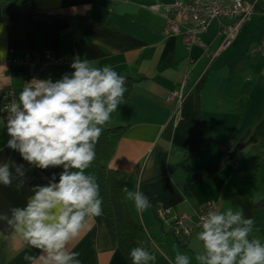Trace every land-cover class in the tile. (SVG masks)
<instances>
[{
    "label": "crops",
    "instance_id": "obj_1",
    "mask_svg": "<svg viewBox=\"0 0 264 264\" xmlns=\"http://www.w3.org/2000/svg\"><path fill=\"white\" fill-rule=\"evenodd\" d=\"M33 1L35 14L0 8V52L6 53L0 59V97L4 89L20 86L24 77L22 70L8 71L5 63L25 55L50 54L69 61L78 57L96 67L110 65L126 77L132 85L129 101L111 114L103 130L127 128L108 165L123 181L126 209L129 205L135 211L125 199L128 191H142L151 203L143 214L127 209L141 227L138 244L153 255L158 252L159 264L174 261L177 252L196 264L195 254L203 251L197 233L180 244L169 232H158L154 212L160 206L171 218L185 216L193 224L199 207L208 202L221 212L242 208L245 218L255 220L250 238L264 242V212L254 207L264 195L247 191L264 163L252 170V161H245L253 157L250 139L256 135L259 140V130H264V58L250 54L264 36V17L251 16L232 44L208 61L199 48L188 51L181 35L164 33V9L188 0ZM200 39L215 53L217 25L212 23ZM70 64L51 66L39 79L55 81L72 71ZM187 73L190 80L181 90ZM178 94L183 102L177 120ZM170 95L175 96L168 100ZM7 139L0 132V162H21L18 153L4 147ZM240 145L244 147L238 149ZM245 150L249 152L242 159L225 162V153L233 158ZM52 171L60 169L30 171L33 179L21 191L15 182L12 187L0 185V211L25 206L32 185L46 183L44 177ZM209 171L213 173L206 175ZM86 173L94 175L91 166ZM71 247L80 253L82 264H129L102 216L90 220ZM24 251L23 242L0 222V264H27Z\"/></svg>",
    "mask_w": 264,
    "mask_h": 264
},
{
    "label": "clouds",
    "instance_id": "obj_2",
    "mask_svg": "<svg viewBox=\"0 0 264 264\" xmlns=\"http://www.w3.org/2000/svg\"><path fill=\"white\" fill-rule=\"evenodd\" d=\"M5 55L0 52V59ZM70 68L55 81L28 82L5 107L8 118L0 126L8 136L4 147L18 153L21 161L0 162V185L12 187L15 182L21 191L33 179L30 171L60 169L44 177L46 183L32 185L25 206L0 211L6 231L23 242L27 264H82L71 245L90 220L103 215L97 178L86 170L96 159V145L111 114L125 103L127 81L110 65L96 67L78 57ZM125 199L138 214L151 207L139 190L126 192ZM254 224L242 208H210L199 225L203 251L195 254L196 264H264V242L250 238ZM129 256L131 264L156 261L139 246ZM169 264H191V259L177 252Z\"/></svg>",
    "mask_w": 264,
    "mask_h": 264
},
{
    "label": "built area",
    "instance_id": "obj_3",
    "mask_svg": "<svg viewBox=\"0 0 264 264\" xmlns=\"http://www.w3.org/2000/svg\"><path fill=\"white\" fill-rule=\"evenodd\" d=\"M260 13L264 17V1L261 0H188L187 2L177 1L164 9L162 15L165 20L164 33L166 36H182L184 47L190 51L199 48L202 57L212 61L218 54L225 51L235 40L240 28L254 14ZM215 23L217 25V37L219 46L215 53L209 52V45L204 44L200 36L206 33L208 27ZM264 58V36L259 44L250 52ZM72 61L55 58L50 54H44L41 58H32L28 55L22 60L13 58L5 63L7 70H22L23 80L18 87H8L3 90L0 97V110L4 122L7 120L5 107L16 100L21 90L28 86V82L39 79L42 72L54 65H65ZM193 64V62H190ZM190 80V73L185 74L181 90ZM175 95H170L171 100ZM178 108L176 118L180 117L183 98L178 94ZM214 203L208 202L199 207L195 214V222L192 224L185 216L171 218L169 211L162 207L155 208V218L163 227L167 225L170 236L181 244H186L192 236L201 231V218L206 215ZM217 209V208H216ZM153 246V244H151ZM145 247V244H138ZM154 247V246H153Z\"/></svg>",
    "mask_w": 264,
    "mask_h": 264
},
{
    "label": "trees",
    "instance_id": "obj_4",
    "mask_svg": "<svg viewBox=\"0 0 264 264\" xmlns=\"http://www.w3.org/2000/svg\"><path fill=\"white\" fill-rule=\"evenodd\" d=\"M0 8L32 14H35L36 12L33 0H0ZM126 87L127 92L124 96V104L129 101L132 93L131 83H126ZM126 129L127 128L124 127H118L103 130L95 149L96 159L91 167L94 176L97 178V183L100 187V195L103 199L102 217L108 221L115 236L119 252L127 262L131 264L129 252L131 248L138 247L137 238L141 234V227L133 222L126 209L122 193L123 181L108 167L109 162L115 153L118 142L125 134ZM259 131H261V134H259L258 137L259 140L256 139V135L250 139V142L254 144L252 146L253 158L251 163L252 165H255V167L264 163V130L261 128ZM257 143L258 145H256ZM243 147V145H240L238 149ZM235 151L237 150H234V152ZM212 173V171H209L206 175H211ZM254 207L256 209L264 210V199L257 202Z\"/></svg>",
    "mask_w": 264,
    "mask_h": 264
},
{
    "label": "rangeland",
    "instance_id": "obj_5",
    "mask_svg": "<svg viewBox=\"0 0 264 264\" xmlns=\"http://www.w3.org/2000/svg\"><path fill=\"white\" fill-rule=\"evenodd\" d=\"M213 26H215L214 24L212 25V27H211V29H213ZM240 124H241V122L239 123V126H240ZM238 132V130H235V133H237ZM249 150V149H248ZM248 150H245V151H243V152H240V153H238V154H236L233 158H230V156L228 155V153H225V162L227 161V160H229V159H231V160H235V159H238L239 158V160L240 159H242L243 158V156H245V155H247L248 153L247 152H249ZM231 152H229V154H230ZM252 155V154H251ZM249 156L245 161H246V164L249 162H251L252 161V159L251 158H253L252 156ZM230 160V161H231ZM251 166H252V170H256V168H255V165H252L251 164ZM244 168H245V166H244ZM260 170H261V172L260 173H257V176L255 177V179H254V181H253V183H251V185H249V187L247 188V191H249V193L251 194V193H254V194H256V195H261L262 193H263V195H264V167L263 166H261L260 167ZM254 194H252V195H254ZM128 211L129 212H131V213H134V212H136V210L134 211V212H132V210H133V208L132 207H130L129 205H128ZM261 211H262V209H261ZM262 212H264V210L262 211ZM137 213V212H136ZM136 220L138 219V222H140L139 221V218H135ZM155 223H156V221H154ZM157 225H158V232L160 233V234H163V235H165L166 233H168L169 231H168V228H167V225L165 224L164 226H163V232H161L160 231V226H161V224L157 221V223H156ZM170 236V235H169ZM171 237V236H170ZM172 238V237H171ZM172 239H174V238H172ZM175 240V239H174ZM156 256V261L154 262L155 264H159V258H161V255L157 252V254L155 255Z\"/></svg>",
    "mask_w": 264,
    "mask_h": 264
}]
</instances>
